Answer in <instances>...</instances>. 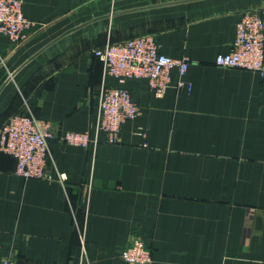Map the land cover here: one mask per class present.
I'll use <instances>...</instances> for the list:
<instances>
[{"label":"crops","instance_id":"crops-1","mask_svg":"<svg viewBox=\"0 0 264 264\" xmlns=\"http://www.w3.org/2000/svg\"><path fill=\"white\" fill-rule=\"evenodd\" d=\"M22 3L34 26L18 43L0 33V127L29 110L54 136L44 179L15 175L0 150V259L127 264L120 251L140 236L150 264H264V76L214 63L264 0ZM144 34L189 60L161 97L146 78L104 76L93 54ZM101 84L127 88L139 115L116 143L62 142L92 129Z\"/></svg>","mask_w":264,"mask_h":264},{"label":"built area","instance_id":"built-area-1","mask_svg":"<svg viewBox=\"0 0 264 264\" xmlns=\"http://www.w3.org/2000/svg\"><path fill=\"white\" fill-rule=\"evenodd\" d=\"M22 0H0V33L13 43H18L26 31L34 26L23 13ZM100 60L104 76H112L120 83L127 78H146L151 92L161 97L173 83L182 80L189 60L187 57L174 58L159 50L153 34L133 36L120 42H107L93 50ZM215 65L223 68H239L259 72L264 76V16L258 9L242 11L236 24V31L230 42V50L218 54ZM96 113L91 130L66 131L61 141L95 148L99 143H116L123 125L132 121L140 113L130 91L121 86L101 84L95 93ZM99 132L104 138L98 137ZM54 136V126L49 120L36 117L31 111L17 112L4 121L0 127V150L15 159L14 174L24 179H44L50 157L49 140ZM60 178H64L60 175ZM82 238V236L80 235ZM120 257L127 264H150L152 253L140 236H134L121 249ZM0 264H40L37 261L17 262L11 257H3Z\"/></svg>","mask_w":264,"mask_h":264}]
</instances>
